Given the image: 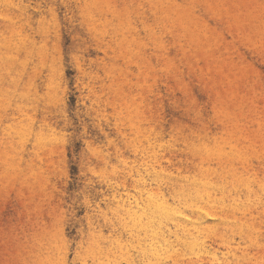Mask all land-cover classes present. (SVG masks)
I'll return each instance as SVG.
<instances>
[{"label": "rangeland", "instance_id": "374dc122", "mask_svg": "<svg viewBox=\"0 0 264 264\" xmlns=\"http://www.w3.org/2000/svg\"><path fill=\"white\" fill-rule=\"evenodd\" d=\"M0 264H264V0H0Z\"/></svg>", "mask_w": 264, "mask_h": 264}]
</instances>
